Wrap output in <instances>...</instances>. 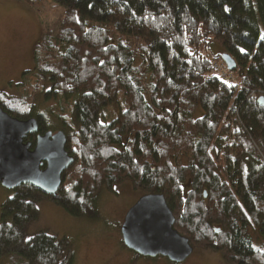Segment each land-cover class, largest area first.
Wrapping results in <instances>:
<instances>
[{
	"label": "trees",
	"instance_id": "16d2710c",
	"mask_svg": "<svg viewBox=\"0 0 264 264\" xmlns=\"http://www.w3.org/2000/svg\"><path fill=\"white\" fill-rule=\"evenodd\" d=\"M52 1L62 16L0 107L42 133L53 126L36 99L56 100L74 162L54 196L26 183L1 203L0 264H72L67 237L24 239L36 203L92 218L123 181L162 194L192 248L264 264V0ZM214 44L234 60L229 79L212 72Z\"/></svg>",
	"mask_w": 264,
	"mask_h": 264
},
{
	"label": "rangeland",
	"instance_id": "374dc122",
	"mask_svg": "<svg viewBox=\"0 0 264 264\" xmlns=\"http://www.w3.org/2000/svg\"><path fill=\"white\" fill-rule=\"evenodd\" d=\"M63 7L52 0H0V92L16 96V82L24 70L33 66V46L39 41L43 28L54 30L62 16ZM213 52L223 53L218 45ZM58 109L54 99L37 98L35 112L57 130L51 111ZM115 193L102 189L95 200L94 217H75L47 199L36 205L38 215L30 220L23 232L27 240L38 232L67 237L73 248L72 264H128L133 253L121 243L120 225L127 209L143 194L134 191L128 181L114 186ZM11 190L0 185V205L11 196ZM257 242V240H256ZM180 263L163 256L138 257L134 264H226L218 253L192 248Z\"/></svg>",
	"mask_w": 264,
	"mask_h": 264
},
{
	"label": "water",
	"instance_id": "95a60500",
	"mask_svg": "<svg viewBox=\"0 0 264 264\" xmlns=\"http://www.w3.org/2000/svg\"><path fill=\"white\" fill-rule=\"evenodd\" d=\"M221 60L227 69L235 68L229 55L222 54ZM257 101L262 104V97ZM37 131L34 117L17 119L0 107V185L13 190L27 183L54 196L61 184V174L74 159L65 150L66 136L62 130L38 133L32 148L30 142H23L27 134ZM173 222L162 194H142L123 216L119 229L121 241L139 256H163L180 263L193 249L188 239L173 228Z\"/></svg>",
	"mask_w": 264,
	"mask_h": 264
},
{
	"label": "built area",
	"instance_id": "2783aa9c",
	"mask_svg": "<svg viewBox=\"0 0 264 264\" xmlns=\"http://www.w3.org/2000/svg\"><path fill=\"white\" fill-rule=\"evenodd\" d=\"M211 68L213 74H215L221 80H226L231 77V72L228 71L224 62L222 61H216V60L211 61Z\"/></svg>",
	"mask_w": 264,
	"mask_h": 264
},
{
	"label": "flooded vegetation",
	"instance_id": "af4514ba",
	"mask_svg": "<svg viewBox=\"0 0 264 264\" xmlns=\"http://www.w3.org/2000/svg\"><path fill=\"white\" fill-rule=\"evenodd\" d=\"M15 118V117H14ZM18 119V118H17ZM38 133H41L39 132V130L37 131V133H31V134H27L26 137L23 139V142H30V148L33 147V144H34V141H35V137ZM28 135L33 138V139H28Z\"/></svg>",
	"mask_w": 264,
	"mask_h": 264
},
{
	"label": "snow or ice",
	"instance_id": "6c2138e0",
	"mask_svg": "<svg viewBox=\"0 0 264 264\" xmlns=\"http://www.w3.org/2000/svg\"><path fill=\"white\" fill-rule=\"evenodd\" d=\"M241 51H243V49H241Z\"/></svg>",
	"mask_w": 264,
	"mask_h": 264
}]
</instances>
